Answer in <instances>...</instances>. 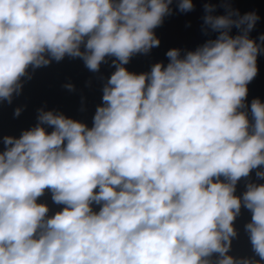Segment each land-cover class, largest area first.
<instances>
[{
    "label": "clouds",
    "instance_id": "clouds-1",
    "mask_svg": "<svg viewBox=\"0 0 264 264\" xmlns=\"http://www.w3.org/2000/svg\"><path fill=\"white\" fill-rule=\"evenodd\" d=\"M173 3L194 9L0 0V103L22 94L29 69L66 57L93 73L114 68L90 124L41 108L34 126L2 137L0 264H264V101H248L260 16L233 0H221L223 14L205 3L202 44L129 71L159 47L155 29ZM242 210L252 255L237 259Z\"/></svg>",
    "mask_w": 264,
    "mask_h": 264
},
{
    "label": "water",
    "instance_id": "water-1",
    "mask_svg": "<svg viewBox=\"0 0 264 264\" xmlns=\"http://www.w3.org/2000/svg\"><path fill=\"white\" fill-rule=\"evenodd\" d=\"M264 34V19L257 23L255 29L251 33L253 38H258L259 35ZM258 75L256 78L248 85L249 95L248 101L250 102L253 98H260L264 101V53L258 56ZM91 123V122H90ZM89 123V124H90ZM254 178V174H253ZM244 190V182L241 181L238 185V194ZM51 205L50 199L48 200ZM53 210H56L55 206H52ZM250 219V214L247 211L242 210L241 216L237 218L234 223L238 231V238L233 240L232 249L229 255L239 259L246 256H251L250 243L247 238V234L244 232V224Z\"/></svg>",
    "mask_w": 264,
    "mask_h": 264
}]
</instances>
